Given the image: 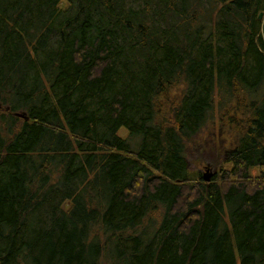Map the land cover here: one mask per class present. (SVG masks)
Segmentation results:
<instances>
[{
	"label": "trees",
	"instance_id": "1",
	"mask_svg": "<svg viewBox=\"0 0 264 264\" xmlns=\"http://www.w3.org/2000/svg\"><path fill=\"white\" fill-rule=\"evenodd\" d=\"M262 12L0 0V264H264Z\"/></svg>",
	"mask_w": 264,
	"mask_h": 264
},
{
	"label": "rangeland",
	"instance_id": "2",
	"mask_svg": "<svg viewBox=\"0 0 264 264\" xmlns=\"http://www.w3.org/2000/svg\"><path fill=\"white\" fill-rule=\"evenodd\" d=\"M217 122L215 124L209 125L204 132L197 136L192 145L189 146L188 152V162L189 168L192 172L202 171L206 172L207 168L216 172L218 166L221 162V156L227 146L228 135H219L217 130ZM126 132L122 130L121 133ZM103 237L102 231L98 233H93ZM105 260V259H104ZM110 260L106 264L109 263ZM111 262V261H110Z\"/></svg>",
	"mask_w": 264,
	"mask_h": 264
},
{
	"label": "water",
	"instance_id": "3",
	"mask_svg": "<svg viewBox=\"0 0 264 264\" xmlns=\"http://www.w3.org/2000/svg\"><path fill=\"white\" fill-rule=\"evenodd\" d=\"M263 16H264V12L260 13L259 18L262 19ZM21 116H24V115H21ZM212 175H213L212 170H210L209 168H207V171L204 173V179H205L206 181H210Z\"/></svg>",
	"mask_w": 264,
	"mask_h": 264
}]
</instances>
